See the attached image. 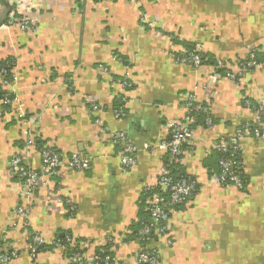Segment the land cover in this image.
<instances>
[{"label": "crops", "instance_id": "obj_1", "mask_svg": "<svg viewBox=\"0 0 264 264\" xmlns=\"http://www.w3.org/2000/svg\"><path fill=\"white\" fill-rule=\"evenodd\" d=\"M137 1L138 7L128 0H15L13 6L0 0V60L15 64L7 92L32 121L35 142L63 159L77 154L89 165L58 169L26 198L8 163L19 154L38 171L39 152L26 145L14 119H0V255L17 253L9 264H66L63 248L52 247L57 238L84 241L83 255L90 258L110 238L130 235L143 189L156 180L163 160L143 146L166 140L170 124L183 121L187 93L209 107L214 121L212 129L194 126L190 148L175 168L198 188L170 216L172 246L156 239L145 248L155 250L159 264H264V138L240 142L244 191L216 184L215 167H209L218 139L256 120L242 101L264 107V55L259 68L237 81L213 79L219 67L236 70L251 48L264 44V0ZM12 8L18 18L28 14L35 32L6 26ZM193 45L207 56L199 67L176 63L174 55ZM122 80L130 88L122 89ZM119 96L124 106L116 119ZM103 127L123 133L137 149L131 169L122 168L119 148ZM25 202L29 216L19 223L16 208ZM33 235L47 248L32 259ZM122 243L114 259L136 264L140 245Z\"/></svg>", "mask_w": 264, "mask_h": 264}, {"label": "built area", "instance_id": "obj_2", "mask_svg": "<svg viewBox=\"0 0 264 264\" xmlns=\"http://www.w3.org/2000/svg\"><path fill=\"white\" fill-rule=\"evenodd\" d=\"M94 2H101L103 0H92ZM130 3L138 7L137 0H128ZM10 3L15 5V0H10ZM12 8L6 19V26L16 27L21 32H35L32 21L28 14L21 13L22 17L18 18L16 12ZM143 16V15H142ZM140 21H143L140 16ZM146 22V21H143ZM200 53L201 48L198 47L192 52L183 51L181 54H175L174 60L179 64H186L194 67H199L201 63ZM264 55V44L260 47H253L248 51L245 58L242 59L237 65V69L233 71L225 70L221 75L214 71L213 79L219 80L221 77L229 81H237L245 73L254 71L259 68L260 63L257 61V55ZM223 70V67H219ZM4 69H0V84L3 88H7L10 85L11 78L7 79ZM11 74L14 76V71L11 70ZM122 89L130 88V83L123 80L119 83ZM14 98V96H13ZM4 97L2 104L7 106V110L0 111V119L7 117L14 119L17 126L21 129V136L26 140V145L33 146L34 143V126L30 121L25 111L19 105L15 104L14 99ZM257 106L252 105L249 101L244 100L242 106L256 115L254 123L244 122V124L236 127L233 133L229 136H222L216 142L214 148L220 153H232L240 152V142L245 138H264V131L261 129L264 124V107L260 104ZM92 111H96L98 107L92 105ZM122 109V108H121ZM114 111V117L119 119L122 115V110ZM184 118L182 122H173L169 126L168 138L162 142L149 143L143 146V149L151 153H162L163 160L160 164L158 175L156 180L152 184L144 187L143 193L147 195L146 204L147 210L150 216L149 225H145L138 234V238L134 241H127L126 244L134 245L139 244L144 238L152 233L157 239H163L165 244L172 246V239L170 238V216L173 214L176 207L184 206L188 204V200L196 194L198 184L195 179L191 177H182L175 181L172 175V170L179 164H181L184 151L190 148V142L193 137L194 126L196 125L197 114H203L205 119L203 124L206 128L212 129L214 127L211 120V113L208 106H201L197 104L196 97L193 93H187L183 100ZM103 131L109 135V141L111 144L119 148L118 157L122 168L125 170L131 169L135 163V154L137 149L127 141L125 135L121 132L109 133L107 127H103ZM40 167L39 170L31 169L26 165L23 158L18 155H13L8 163V174L14 179H18L23 182L25 190L24 194L26 198L36 189L40 179L48 178L56 174L58 169L66 168L71 171H84L88 169L89 165L86 160L72 154L67 159H63L54 149L48 146H44L39 151ZM240 162L233 159L221 158L218 161L219 173L213 178L214 182L222 187H233L238 191H244L246 183L237 175V170L240 169ZM66 205H69V201H65ZM16 214L19 223L25 222L29 216V207L27 202L22 205H18L16 208ZM129 232H125L118 238H110L109 243L112 245L110 252H114L126 238ZM3 234H5L3 232ZM5 242L4 237H0V243ZM44 241L40 236H36L33 239V244H43ZM70 244V241H69ZM123 244V243H122ZM71 246V245H70ZM83 247V246H82ZM35 246H28V254L33 259L35 258ZM136 264H159L158 257L155 251L149 252L146 249H139L134 253ZM17 254L13 251L0 255V264H9V262L16 258ZM117 264L118 262L109 256L100 257L96 254H92L90 258L86 255H74L67 259L66 264Z\"/></svg>", "mask_w": 264, "mask_h": 264}, {"label": "trees", "instance_id": "obj_3", "mask_svg": "<svg viewBox=\"0 0 264 264\" xmlns=\"http://www.w3.org/2000/svg\"><path fill=\"white\" fill-rule=\"evenodd\" d=\"M198 48V46H191L189 48H186V52H192L194 50H196ZM207 56L203 53H200V59L201 61L203 60V58H206ZM262 57V54H258L257 55V61L260 63V59ZM214 63V62H213ZM14 60H11V59H5V60H0V69H4L5 72H6V77L7 79H10L11 78V70L14 69ZM219 73L221 75L224 74V70H220ZM123 81V80H122ZM13 95H10L7 90L5 88L2 87V85L0 84V102L2 103V99L4 97H9V98H13L12 97ZM244 100H247L249 101L252 105L254 106H257L256 103L252 102L251 100H248V99H244ZM243 100V101H244ZM242 101V103H243ZM123 97H118L117 98V101L114 102V111H118L122 110L123 112ZM3 109L7 110V106L5 105H2ZM196 117V124H203V121L205 119V116L203 114H197L195 115ZM212 120V118H211ZM212 123H214V121H212ZM244 123H241L240 125H242ZM252 124V123H251ZM239 125V126H240ZM253 125V124H252ZM43 143L41 141H34L33 145L35 148L38 149V152L41 150L42 148V145ZM57 152V151H56ZM58 153V152H57ZM239 151L238 152H232V153H220L218 151H214L212 156H213V159H215V163L213 165H209V167H215V172L218 174L219 173V170H218V161L221 159V158H225V159H233L234 161H237V162H240V157H239ZM215 165V166H214ZM177 167V166H176ZM175 167V168H176ZM176 169H173L172 170V175H173V178L175 181L179 180L180 178L182 177H186L185 175H180L178 176L177 172L175 171ZM237 175L244 181V183H246V179L244 178L243 174H242V170L241 168L237 170ZM146 198H147V195L145 193H142V195L140 196V200L138 202V221L137 222H134V223H131L130 225V232L131 234L127 236L126 238V241H134L138 238V234L139 232L142 230V228L145 226V225H149L150 223V216H149V213H148V210H147V204H146ZM69 207V212L70 213H73V207L71 206H68ZM179 207H182V206H179ZM179 207H176L175 209H178ZM22 223V222H21ZM36 236H39V235H33L30 237V240H29V244L28 246H35V250H36V253H35V257L40 253V252H43L47 246L46 244H38V245H35L33 244V239L34 237ZM157 238L152 234H148L143 241H141V243H139L141 249H146V245L150 244L152 241H155ZM69 241H70V244H69ZM84 241L82 240H72L70 237H63V238H57L54 243L52 244V247H60L61 249L63 248V252H64V255L67 257V258H71L72 256L74 255H83L84 254V248H82V246H80L81 243H83ZM3 243H0V245H2ZM71 245V246H70ZM112 245H108L107 247H101V248H96L94 251V254L100 256V257H105L106 255H109L112 259H113V253L110 252V249ZM146 251H149V252H152V251H155L154 249H146ZM17 254V253H16ZM119 264V263H117Z\"/></svg>", "mask_w": 264, "mask_h": 264}]
</instances>
